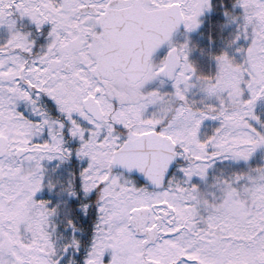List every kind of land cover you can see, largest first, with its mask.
<instances>
[{"label": "snow or ice", "instance_id": "6c2138e0", "mask_svg": "<svg viewBox=\"0 0 264 264\" xmlns=\"http://www.w3.org/2000/svg\"><path fill=\"white\" fill-rule=\"evenodd\" d=\"M0 264H264V0H0Z\"/></svg>", "mask_w": 264, "mask_h": 264}]
</instances>
